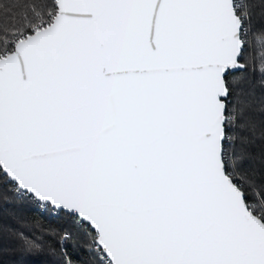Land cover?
<instances>
[{"label": "snow or ice", "instance_id": "snow-or-ice-1", "mask_svg": "<svg viewBox=\"0 0 264 264\" xmlns=\"http://www.w3.org/2000/svg\"><path fill=\"white\" fill-rule=\"evenodd\" d=\"M5 239L34 264H264V0H0Z\"/></svg>", "mask_w": 264, "mask_h": 264}, {"label": "trees", "instance_id": "trees-1", "mask_svg": "<svg viewBox=\"0 0 264 264\" xmlns=\"http://www.w3.org/2000/svg\"><path fill=\"white\" fill-rule=\"evenodd\" d=\"M9 212H14L19 217H25L31 220L32 218H37L40 221L41 226H47L49 221L52 220L51 217L43 216L39 209L36 208H7L4 212V222L5 223H13L14 226L20 227L16 225L14 221H12L9 217ZM35 229V225H29L22 227L21 230L30 233ZM0 264H34V261L23 255L20 251L15 250L9 241L5 239L3 244V251L0 252Z\"/></svg>", "mask_w": 264, "mask_h": 264}]
</instances>
